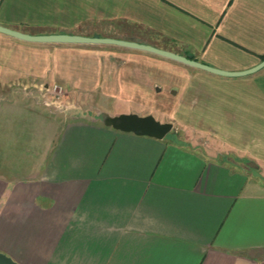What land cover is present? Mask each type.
Here are the masks:
<instances>
[{
    "label": "crops",
    "instance_id": "crops-1",
    "mask_svg": "<svg viewBox=\"0 0 264 264\" xmlns=\"http://www.w3.org/2000/svg\"><path fill=\"white\" fill-rule=\"evenodd\" d=\"M34 1L51 2L0 0V26L85 36L19 20L47 17ZM128 4L116 17L129 19L133 38L115 39L223 72L264 58V0ZM159 60L168 59L0 34V255L17 264H264V67L211 80L225 121L214 127L221 147L200 153L101 126L99 115L115 116L107 99L158 91L171 76ZM35 82L76 104L48 112L19 93Z\"/></svg>",
    "mask_w": 264,
    "mask_h": 264
},
{
    "label": "rangeland",
    "instance_id": "rangeland-1",
    "mask_svg": "<svg viewBox=\"0 0 264 264\" xmlns=\"http://www.w3.org/2000/svg\"><path fill=\"white\" fill-rule=\"evenodd\" d=\"M47 5H41L34 1V9H39L46 14V18L38 16L29 18H19L23 22L30 24L42 23L48 31L71 32L87 35L97 34L100 37L133 38L131 35V25L129 19H120L116 16L128 12L129 0H50ZM37 14L42 12L35 11ZM16 20V21H19ZM39 26V25H37ZM118 50V49H117ZM116 51V50H115ZM163 61L169 66V74L164 76L163 81L154 84L158 91L151 89L145 94L141 91L138 96L131 100L122 101L119 99H107L111 106L110 112L115 117L120 114H136L145 117L151 115L159 123H169L172 126L164 138H169L171 142H179L186 147L197 150L200 153L215 151L219 147L215 142L219 131L214 129L219 122L225 121V105L216 104L211 99V94L216 92L215 82L211 80L215 75L196 70L187 65L168 60ZM197 63V62H196ZM199 63V62H198ZM203 64V63H200ZM205 65V64H203ZM208 66V65H207ZM209 68H213L208 66ZM32 84V83H31ZM42 82L32 84L34 88H23L19 93L32 103L46 106L48 112L63 109V102L75 101L73 96L57 87H50L49 91L43 89ZM18 87V86H17ZM15 90V89H13ZM129 95V89L126 90ZM123 92V91H122ZM121 95H125L124 93ZM174 93L171 96V93ZM133 94L134 92L131 91ZM118 94V93H117ZM143 95V96H142ZM129 99V98H128ZM0 100H4L0 97ZM6 100V99H5ZM77 101L73 102L76 104ZM58 103V105L56 104ZM101 118V115L98 116ZM213 128L214 130H212ZM225 151V147H222ZM219 158V157H218ZM233 157V161L237 160ZM248 166V165H244ZM250 169V168H249Z\"/></svg>",
    "mask_w": 264,
    "mask_h": 264
},
{
    "label": "water",
    "instance_id": "water-1",
    "mask_svg": "<svg viewBox=\"0 0 264 264\" xmlns=\"http://www.w3.org/2000/svg\"><path fill=\"white\" fill-rule=\"evenodd\" d=\"M0 34L2 36H9L17 39L18 41H26L30 43H58V44H95L98 46L109 45V46H117L126 49H134L140 50V52H148L152 53L154 56H159L168 59L169 61H175L181 63V65H187L196 70H201L209 73V75H215L219 77L226 78H240L246 75H252L254 72L260 70L264 67V60H261L258 64H255L253 68H249L247 70L241 71L239 73L236 72H223V70L209 68L207 65H203L200 63H195L193 60H189L187 58H182L181 56L175 55L173 53H168L167 51L154 49V47L148 45H140L134 42H126L125 40L120 39H112L107 37H88L80 35L71 36L70 34H50L47 36L44 35H35L31 37V35H25L21 33H16V31L3 28L0 26ZM157 91V90H156ZM174 93H171V96ZM101 126L109 127L116 132L121 133H129L130 135L135 136H143V138H151L160 141L161 138L166 136L172 130V126L169 123H159L157 122L151 115L138 116L136 114H120L118 116H110V115H102L101 114ZM0 264H17L11 261V259L3 254L0 255Z\"/></svg>",
    "mask_w": 264,
    "mask_h": 264
},
{
    "label": "trees",
    "instance_id": "trees-1",
    "mask_svg": "<svg viewBox=\"0 0 264 264\" xmlns=\"http://www.w3.org/2000/svg\"><path fill=\"white\" fill-rule=\"evenodd\" d=\"M93 37H100V36L97 34H93ZM187 59L191 60L190 58H187ZM261 60H264V58L262 57Z\"/></svg>",
    "mask_w": 264,
    "mask_h": 264
}]
</instances>
